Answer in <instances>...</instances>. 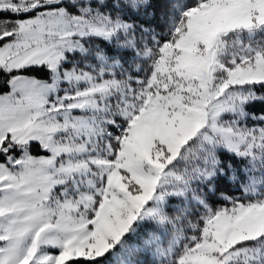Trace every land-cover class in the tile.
<instances>
[{"label":"snow or ice","instance_id":"1","mask_svg":"<svg viewBox=\"0 0 264 264\" xmlns=\"http://www.w3.org/2000/svg\"><path fill=\"white\" fill-rule=\"evenodd\" d=\"M0 264H264V0H0Z\"/></svg>","mask_w":264,"mask_h":264},{"label":"rangeland","instance_id":"2","mask_svg":"<svg viewBox=\"0 0 264 264\" xmlns=\"http://www.w3.org/2000/svg\"><path fill=\"white\" fill-rule=\"evenodd\" d=\"M218 20H219V18H218V17H214V18H213V20H212V23H213V24H215V23H217V22H218Z\"/></svg>","mask_w":264,"mask_h":264}]
</instances>
